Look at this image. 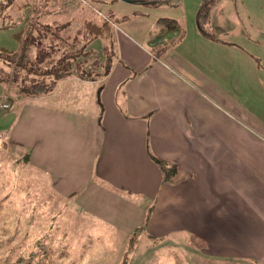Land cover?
<instances>
[{
    "label": "crops",
    "instance_id": "obj_1",
    "mask_svg": "<svg viewBox=\"0 0 264 264\" xmlns=\"http://www.w3.org/2000/svg\"><path fill=\"white\" fill-rule=\"evenodd\" d=\"M114 1H94L105 12L86 0L22 7L56 30L59 43L84 46L85 23L99 16L112 35L110 65L103 53L97 76L72 72L47 94L6 97L8 142L36 171L39 200L129 245L142 238L171 244L170 252L180 245L189 264H264V125L241 113L234 95L245 83L264 96L258 67L238 70L243 53L199 32L195 49L167 37L155 49L157 34L168 32L130 34L110 16ZM96 40L108 48L93 39L90 55Z\"/></svg>",
    "mask_w": 264,
    "mask_h": 264
},
{
    "label": "rangeland",
    "instance_id": "obj_2",
    "mask_svg": "<svg viewBox=\"0 0 264 264\" xmlns=\"http://www.w3.org/2000/svg\"><path fill=\"white\" fill-rule=\"evenodd\" d=\"M60 1L62 0H0V49L15 50L20 46L21 40H17L13 34L19 30L18 27L25 18L22 8L25 4L37 6L47 3L50 6L53 2ZM86 1L93 2L105 12L106 8L94 2L96 0ZM203 4H208L210 9L199 29L198 10ZM109 8L112 20L121 24L120 26L126 25L130 34L133 27L147 34L155 31L168 32V35L157 34L155 49L166 45L160 41L163 37L174 42L175 48L184 41H188L187 46L179 49L194 48L191 43L197 32L206 39L221 40L220 49L227 45L230 51L243 53L236 57L238 70L243 67H258L256 77H259V81L256 83L263 87L264 0H159L154 8L139 2L128 4L115 0ZM124 14L129 22L122 20ZM160 16L173 20L176 24H161ZM99 18L103 21L102 17ZM51 42L57 43L56 47L47 48L49 40H43L42 46L50 56L44 64L48 63L47 67L66 52L73 53L75 48H79L67 47L57 41ZM101 45L98 40L92 42L97 56L88 52L85 60L80 56L76 61L81 69L76 73L85 75L88 71L89 76L93 77L102 72H98L103 57ZM85 51L86 49H80V55ZM36 54L37 48H32V59ZM103 65L105 69V61ZM246 87L245 83L243 86L236 85L234 95L238 101V109L241 113L245 111L254 115L257 122L264 125V96L261 88ZM15 90L14 85L0 81V264H189L187 258L190 259L191 255L180 245L173 248L172 252L169 250L171 244L154 246L151 240L143 238L134 246L129 245L126 237L114 231L103 230L101 225L92 223L78 213L59 210L58 215L51 200L47 203L40 201L42 191L34 184L38 183L36 171L27 165L25 157L8 142V121L4 119L8 109L2 108L1 104L8 103V96L17 97ZM261 133L264 140V131ZM36 190L41 191L40 194Z\"/></svg>",
    "mask_w": 264,
    "mask_h": 264
},
{
    "label": "trees",
    "instance_id": "obj_3",
    "mask_svg": "<svg viewBox=\"0 0 264 264\" xmlns=\"http://www.w3.org/2000/svg\"><path fill=\"white\" fill-rule=\"evenodd\" d=\"M129 2L155 5L159 3V0H129ZM209 9L210 7L208 4L200 6L197 20L199 29L201 28V24L205 20ZM23 20L27 22L26 27L13 34L17 40H21L20 46L15 50L5 48L0 49V81L8 83L10 86L14 85L16 88V96L33 97L53 91L60 80L67 77L72 72L81 69L79 62L76 60L80 56H83L84 59L82 60H85L87 51L83 52L82 55H80L79 51L80 49H85L89 42L96 38L108 40V48L106 45L102 51L106 57V61H108V66L110 65L113 54L111 47L112 35L110 32V25L106 20L103 19V21L100 22L93 23L90 21L85 23L86 33L84 37L87 38L85 45L75 48L73 53L66 52L61 55V57L56 59L50 67H47L48 63L47 65H44L47 60L46 58H49L50 56L48 55L49 53L42 48L43 40L45 38L49 39L50 43L46 44L47 48L56 47L57 43L52 44L51 42L54 41V38L59 39L60 42H65V40L57 35L56 30L53 32L50 30L49 26L39 24V22L36 21L37 17L35 16L25 17ZM165 21L175 23L173 20ZM62 44L67 47L72 46V44ZM32 48H37V54L33 59L30 55ZM85 75L89 76V72L87 71ZM35 78H39L40 80H36ZM8 99L9 102L13 101L12 97Z\"/></svg>",
    "mask_w": 264,
    "mask_h": 264
},
{
    "label": "built area",
    "instance_id": "obj_4",
    "mask_svg": "<svg viewBox=\"0 0 264 264\" xmlns=\"http://www.w3.org/2000/svg\"><path fill=\"white\" fill-rule=\"evenodd\" d=\"M1 107L2 108H5V109H9L10 108V105L8 103H2L1 104Z\"/></svg>",
    "mask_w": 264,
    "mask_h": 264
},
{
    "label": "water",
    "instance_id": "obj_5",
    "mask_svg": "<svg viewBox=\"0 0 264 264\" xmlns=\"http://www.w3.org/2000/svg\"><path fill=\"white\" fill-rule=\"evenodd\" d=\"M124 1H127V2H129V0H124Z\"/></svg>",
    "mask_w": 264,
    "mask_h": 264
}]
</instances>
